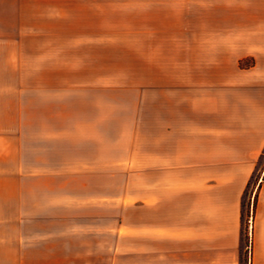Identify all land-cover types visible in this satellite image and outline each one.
<instances>
[{
	"label": "crops",
	"instance_id": "crops-1",
	"mask_svg": "<svg viewBox=\"0 0 264 264\" xmlns=\"http://www.w3.org/2000/svg\"><path fill=\"white\" fill-rule=\"evenodd\" d=\"M201 7L216 11L211 25L206 13L200 20L214 29L185 36L182 80L137 85L179 92L169 115L153 116V163L139 169L179 172L169 188L180 193L160 194L166 187L154 180L138 194L136 223L110 217L108 189L98 187L109 177L98 22L64 11L56 31H0V264H264V174L250 247L241 231L243 196L264 154V0ZM246 59L253 64L242 67Z\"/></svg>",
	"mask_w": 264,
	"mask_h": 264
},
{
	"label": "rangeland",
	"instance_id": "rangeland-1",
	"mask_svg": "<svg viewBox=\"0 0 264 264\" xmlns=\"http://www.w3.org/2000/svg\"><path fill=\"white\" fill-rule=\"evenodd\" d=\"M212 3H217V0H0V31L3 34H16L20 30L25 33L56 31L53 25L57 24L64 11L67 17H75L82 22H98V78L99 83H109V177H99L98 187L100 190L108 189L110 217L120 214L126 222L136 223L138 194L149 192L154 180L159 186L163 184L166 187L163 193L159 191L160 194H169V190L170 194L180 193V186L174 183L169 188V179H176L179 172L139 169V162L142 168L153 163L150 156L156 146L150 137L154 131L153 116L169 115V100L171 97L179 99V92L165 89L144 92L139 91L137 85L152 81L165 85L173 79L174 82L182 80V62H185L187 51L184 38L191 34L201 35L203 31L204 34L212 32L214 28L209 24L205 28L200 23L203 13H206L211 25L213 18L208 15L216 11H204L201 6ZM106 36L109 59L105 67V44L101 38L104 40ZM190 46L195 49L194 60H200L201 43L194 40ZM252 64L251 59L241 62L242 67ZM104 100L99 97L100 120L105 112V104L101 103ZM139 101L143 102L141 110ZM139 110L142 126L138 129L136 116ZM163 124L157 125L162 129ZM100 129L106 130L104 123L99 122ZM103 162L105 164V160ZM263 164L264 154L259 158L258 170L243 196V249L250 247L252 203L264 174L260 169ZM142 210L147 211V208ZM110 223L109 220V225H117L116 222Z\"/></svg>",
	"mask_w": 264,
	"mask_h": 264
}]
</instances>
